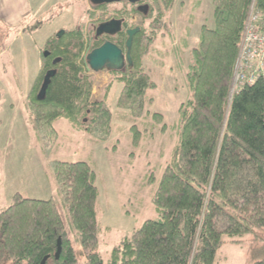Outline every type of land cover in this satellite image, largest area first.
<instances>
[{"label":"trees","instance_id":"16d2710c","mask_svg":"<svg viewBox=\"0 0 264 264\" xmlns=\"http://www.w3.org/2000/svg\"><path fill=\"white\" fill-rule=\"evenodd\" d=\"M175 1H146L149 10L144 19L148 24L140 26L134 36L133 67L112 71V83L123 86L118 107L135 118L146 112L161 124V132L166 130L163 115L145 111L152 100L148 91L156 87L145 60L156 41L166 35L167 15ZM213 3L215 26L203 24L198 44L191 50L186 73L191 97L179 109L178 142L153 194L157 218L146 219L114 246L105 260L99 252L102 227L96 170L86 161L52 162L88 264H218L224 235L240 242L264 230V75L231 96L244 27L252 6L264 12V0ZM128 4L132 9L119 14L137 12L136 4ZM110 5L94 7L105 10ZM84 37L82 23L51 38L46 46L49 54H43L41 72L27 93L34 127L47 147L59 137L55 127L59 119H67L74 129H84L98 141L108 140L112 133L109 93L103 100H91L93 84L84 58L88 48L100 46L104 39L89 43ZM126 38L123 32L119 45L124 51ZM50 70L54 74L46 94L38 98ZM132 130L133 143L138 144L145 130L136 125ZM58 239L61 253L56 258ZM261 239L264 241V236ZM45 256L46 264H79L56 201L15 193L10 205L0 211V264H41ZM250 264H264V257L257 258L253 251Z\"/></svg>","mask_w":264,"mask_h":264},{"label":"rangeland","instance_id":"374dc122","mask_svg":"<svg viewBox=\"0 0 264 264\" xmlns=\"http://www.w3.org/2000/svg\"><path fill=\"white\" fill-rule=\"evenodd\" d=\"M28 2L33 17H23L11 26L0 22V211L10 205L18 192L28 198H53L79 264H88L52 170L55 160L86 161L97 173V210L102 227L99 252L107 260L112 248L125 236L146 219L158 217L153 194L174 155L180 129L179 109L191 97L186 79L191 50L198 44L202 25L215 26L214 3L213 0H176L167 15L170 24L166 35L156 41L145 60L156 84L148 91L147 96L152 100L146 104L145 111L162 114L165 131L161 132V124L157 125L146 112L135 118L130 111L118 107L123 86L117 81L112 83V71L88 69L93 84L91 100H103L109 93L107 103L113 115L110 137L98 141L84 129H74L67 119H59L55 123L59 137L47 147L34 127L26 103L27 93L41 72L47 42L61 31L73 30L84 23V40L91 43L92 28L97 22L120 10H130L132 5L122 2L96 10L90 0ZM125 17L132 25L148 24L140 14ZM88 52L90 48L84 58ZM133 125L145 130L138 144L133 143ZM258 235H248L240 242L224 235L225 242L217 253L218 264H250L253 251L257 258L264 257L261 239L264 230L258 231Z\"/></svg>","mask_w":264,"mask_h":264},{"label":"water","instance_id":"95a60500","mask_svg":"<svg viewBox=\"0 0 264 264\" xmlns=\"http://www.w3.org/2000/svg\"><path fill=\"white\" fill-rule=\"evenodd\" d=\"M122 0H90L93 5H102L109 4L114 2H120ZM131 3H138L141 0H129ZM145 6H141L140 9ZM122 20L121 19H111L104 22H101L96 27L95 35L96 37L102 35H115L122 29ZM140 31V27L130 28L127 30L128 38L126 40V52L115 42L111 40H106L100 46L92 49L86 55V62L89 69L98 72L104 69L110 71H120L124 70L126 64L129 67H133V59L131 57V49L133 45L134 36ZM65 31H61L58 34V37H61ZM49 51L44 52V56H48ZM54 74V70H50L44 77L43 84L38 94V98H43L46 94L48 85L50 83L51 77ZM232 93V92H231ZM232 96V95H231ZM61 253V239H58L57 251L55 257L59 258ZM48 256H45L41 261V264H46Z\"/></svg>","mask_w":264,"mask_h":264},{"label":"built area","instance_id":"2783aa9c","mask_svg":"<svg viewBox=\"0 0 264 264\" xmlns=\"http://www.w3.org/2000/svg\"><path fill=\"white\" fill-rule=\"evenodd\" d=\"M264 75V12L252 6L242 35L232 92Z\"/></svg>","mask_w":264,"mask_h":264},{"label":"crops","instance_id":"0c3cea01","mask_svg":"<svg viewBox=\"0 0 264 264\" xmlns=\"http://www.w3.org/2000/svg\"><path fill=\"white\" fill-rule=\"evenodd\" d=\"M30 12L28 0H0V22L8 26L16 25L23 17L30 19Z\"/></svg>","mask_w":264,"mask_h":264},{"label":"flooded vegetation","instance_id":"af4514ba","mask_svg":"<svg viewBox=\"0 0 264 264\" xmlns=\"http://www.w3.org/2000/svg\"><path fill=\"white\" fill-rule=\"evenodd\" d=\"M122 2H130L129 0H122V1H120V2H114V3H109V4H117V3H122ZM131 3V2H130ZM134 4H136V9H137V12L135 13V14H140V15H142L143 16V18H144V15H146L147 13H148V10H149V7H148V4L146 3V2H143L142 0L140 1V2H138V3H134ZM93 5V4H92ZM94 6V5H93ZM141 6H145L144 8H142V9H140V7ZM111 19H121L123 22H122V29H121V31H119L117 34H115V35H112V36H109V35H102V36H99V37H96V35H95V31H96V27L98 26V24H100L101 22H104V21H107V20H111ZM128 25H129V23H128V19H127V17H125V15L124 16H122L121 14H119V13H115V14H112L111 16H109V17H107V18H105V19H103L102 21H99V22H97L94 26H93V35L90 37V40L91 41H94L95 39L97 40V39H104V42L106 41V40H111V41H113V42H115L116 44H118L119 45V40H120V38L121 37H123V32H125L126 33V36H127V38H128V34H127V30L128 29H130V28H135V27H137L138 25H133L132 27H128ZM138 27H140V26H138ZM127 38H126V40H127ZM114 39V40H113ZM103 42V43H104ZM125 43H126V41H125ZM120 46V45H119ZM126 47V46H125ZM122 48V47H121ZM123 49V48H122ZM124 50V49H123ZM124 52H126V51H124ZM128 67V65L126 64V66H125V68H127Z\"/></svg>","mask_w":264,"mask_h":264},{"label":"bare ground","instance_id":"6f19581e","mask_svg":"<svg viewBox=\"0 0 264 264\" xmlns=\"http://www.w3.org/2000/svg\"><path fill=\"white\" fill-rule=\"evenodd\" d=\"M231 92H232V90H231Z\"/></svg>","mask_w":264,"mask_h":264}]
</instances>
